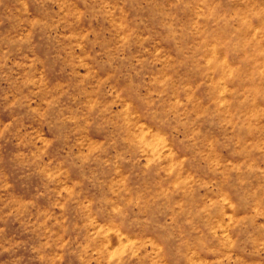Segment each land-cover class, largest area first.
<instances>
[{
  "label": "rangeland",
  "instance_id": "rangeland-1",
  "mask_svg": "<svg viewBox=\"0 0 264 264\" xmlns=\"http://www.w3.org/2000/svg\"><path fill=\"white\" fill-rule=\"evenodd\" d=\"M0 264H264V0H0Z\"/></svg>",
  "mask_w": 264,
  "mask_h": 264
}]
</instances>
